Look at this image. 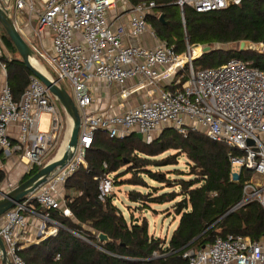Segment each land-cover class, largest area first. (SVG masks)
<instances>
[{"label":"built area","instance_id":"obj_1","mask_svg":"<svg viewBox=\"0 0 264 264\" xmlns=\"http://www.w3.org/2000/svg\"><path fill=\"white\" fill-rule=\"evenodd\" d=\"M177 4L182 11L191 6L205 13L226 8L229 0H177ZM0 6L22 35L19 15L26 14L31 26L32 17H39L38 28H33L38 37L42 38L45 30L52 32L53 51L48 62L58 76L50 74L51 78L59 86L62 80L69 82L81 118L74 156L0 220V236L11 264H26L18 253L31 244L25 213L43 220L39 231L44 239L56 235L62 227L48 212L60 211L73 218L65 200V183L80 167L88 168L86 152L98 131L118 139L141 133L145 141L167 127L184 136L190 130L202 131L211 140L241 152L231 156L234 180H239L242 168L264 180V70L239 58L220 66L195 69L194 62L204 55V48L213 45H191L187 41L179 53L165 42L152 48L126 44L125 39L140 38L150 31L147 16L156 6L154 1L134 6L128 23H120L116 29L109 23L115 0H0ZM152 34L155 36L154 31ZM260 46L264 51V44ZM1 54L0 47V57ZM0 66L5 68L1 61ZM184 71H188V78L182 82ZM94 80L121 86L119 98L101 113L92 109ZM132 80H137V84L126 86ZM139 91H144L148 99L126 108V101ZM58 103L34 74L20 101L14 100L7 82L0 89V152L7 157L18 155L29 168H42L55 159L50 154L65 134ZM44 113L49 115L47 131L41 130ZM103 165L107 170L108 164ZM95 179L99 183L98 198L106 202L113 195L115 179L107 171ZM15 187L9 184L7 192ZM243 191V199L231 211L253 199L264 209V182L257 183L251 177ZM34 203L43 212L37 211ZM183 257L189 264H264V237L252 241L243 235L220 236L209 245L186 250Z\"/></svg>","mask_w":264,"mask_h":264},{"label":"trees","instance_id":"obj_2","mask_svg":"<svg viewBox=\"0 0 264 264\" xmlns=\"http://www.w3.org/2000/svg\"><path fill=\"white\" fill-rule=\"evenodd\" d=\"M133 1L138 4L155 2L154 13L148 15L147 20L157 37L174 46L177 52L183 51L187 41L191 45H214L194 62V66L216 67L239 58L264 70V52L239 51V44L244 40L264 44V0H240L238 3L229 0L226 8L205 13L197 12L191 6H185L182 11L177 0ZM161 15L164 22L160 20ZM0 29L5 46L18 54L1 24ZM227 45L230 46L225 49ZM0 61L5 65L13 98L20 101L33 72L20 55L10 58L2 52ZM185 80L186 76L182 82ZM170 149L188 158V172L176 169L175 174L180 178L175 181L167 178L166 173L147 169L177 165L175 156L166 160L156 158ZM240 154L225 143L211 140L202 131L190 130L184 136L167 127L150 143L140 140L136 133L118 139L98 131L86 152L88 168L80 167L65 183V200L73 218L60 211L48 212L52 220L62 225L57 234L32 243L18 253L26 264H189L183 257L186 250L209 245L220 236L243 235L258 241L264 237L262 204L253 199L231 211L243 199L245 182L253 176V172L242 168L239 180L233 179L235 168L231 156ZM104 163L108 164L107 170ZM126 166V174L132 173L133 178L124 183L148 190L145 193L128 192L129 200L139 202L140 208L172 202L179 195L183 196L173 205L180 221L168 242L149 234L146 217L141 221L128 220L113 202V195L106 202L99 200V183L95 178L107 171L117 173L114 179H122L126 174L121 169ZM40 168L36 165L29 168L20 183ZM141 174L148 175L157 184L173 189L179 187L181 191L159 194L157 187L143 180ZM3 180L4 175L0 174V182ZM34 206L43 212L38 204L34 203ZM100 233L108 235L111 241L100 242Z\"/></svg>","mask_w":264,"mask_h":264},{"label":"rangeland","instance_id":"obj_3","mask_svg":"<svg viewBox=\"0 0 264 264\" xmlns=\"http://www.w3.org/2000/svg\"><path fill=\"white\" fill-rule=\"evenodd\" d=\"M37 3V6H39V3ZM158 15V12H156ZM19 18H25L26 21H28L29 19V15H19ZM33 19V23L35 27L39 26V17L37 15H34L32 17ZM149 22V21H148ZM26 26V25H25ZM2 35H3V31L0 29V47H1V52H3L4 54H6L8 57H12L13 55L19 56V54L13 53L10 50H8L7 46H5L3 40H2ZM44 36V35H43ZM44 38V37H43ZM42 38V40H38L37 37L35 39H27L25 38V40L30 44V46L33 48L34 53H35V58L36 60L41 63L45 69L48 71L49 75L52 74L54 76H58L57 73L51 69L50 65H49V56L51 55V52L49 51L48 47L46 46V44L44 43V39ZM186 46V45H185ZM230 45L225 46V49L229 48ZM219 47V46H218ZM217 47V48H218ZM214 48V45H213ZM262 50V48H261ZM203 67L200 65H195V69L199 70L202 69ZM205 68V67H204ZM184 75H186V77L188 78V71H184ZM62 86L71 94V96H74V93L72 91L71 86L69 85V82L66 80H62L61 82ZM60 110L61 115L64 117V136L61 138L60 142L57 145V149L55 148L51 154L50 157L52 156V158L56 157L64 140L67 137V133H68V129H69V123L70 120H72V118L66 113L65 115H63V110L60 106V104H57ZM48 122H49V115L47 113L42 114L41 117V130L43 131H47L48 130ZM160 135V133L155 134V136H153V138L151 140H148L147 142L150 143L152 141H154L156 138H158ZM261 139L264 141V137L261 136ZM150 141V142H149ZM176 150L170 149L164 153H162L161 155L157 156L156 158L159 160H166V158H170L172 156H175V158L177 159V165H169V166H165V167H161V168H155V167H150L147 169H150L152 172H161V173H166V177L170 178L171 180H178L180 177L177 176L175 174V170L176 169H180V170H184L186 172H188L189 167H188V158L186 157L185 154H180ZM16 155V154H15ZM1 156L3 157L1 159ZM0 156V174L4 175V182L2 184V188H4L7 191L8 188V184H9V165L11 164V157H7L4 154H2ZM19 159V161L21 162L20 158L18 155H16ZM15 158V157H14ZM32 166L35 165H30V168ZM38 168V166H37ZM128 170V167H123L121 169V171H123V174H126ZM115 175H117V173H113L112 177H115ZM252 178L255 182L257 183H263L264 180L259 178L258 176H256L254 173H252ZM142 178H144L143 180H145L148 184H150L151 186H156L158 193L162 192V191H177L180 192L181 189L179 187H175L173 188H167L166 185L164 184H157L155 181H153L151 178L148 177V175L146 174H141ZM125 178L128 179H132L133 175L132 173H128L126 175H124V177H122V179H115L117 180L114 184V191H113V202L115 203V205L120 208V210L122 211V213L124 214V216L130 220L131 218L135 219L136 221H141L143 218H147L149 221V234L151 236H154L155 238H161L163 240H165L166 242H168L172 236V233L174 232V230L177 228L178 224H179V220H180V216L177 215L173 209L171 208V206L173 207V205L182 200L183 196L179 195L174 201L172 202H165L162 204L159 203H153L150 206L151 207H147V208H140L141 205L139 202H132L129 200V194L128 192L130 190H137L140 192H148L147 189H145L144 187H141L139 185H131L129 183H124L125 182ZM185 178H189V176H185ZM135 179V178H134ZM1 183V182H0ZM154 192V190L152 191ZM2 196L0 195V198ZM2 218V217H1ZM0 218V220H1Z\"/></svg>","mask_w":264,"mask_h":264},{"label":"water","instance_id":"obj_4","mask_svg":"<svg viewBox=\"0 0 264 264\" xmlns=\"http://www.w3.org/2000/svg\"><path fill=\"white\" fill-rule=\"evenodd\" d=\"M160 20L164 22V16H160ZM0 24L5 30L6 34L12 40L16 47L18 54L20 55L24 64L29 68L34 75H36L51 91V93L57 98L59 104L64 108L66 113L72 118L73 128L71 131L70 139L66 151L61 158H55L47 163L44 167L40 168L34 175L22 182L9 192L0 190V218L4 216L8 211L13 209L18 203H20L26 196L33 193L38 187L45 183L48 177L55 172L58 168L64 167L67 162L74 156V150L78 146L79 130H80V113L78 107L71 96V94L63 87L59 86L56 81L46 76L42 72L36 70L32 64V60L35 59V53L30 44L25 40L23 35L16 27L13 19L7 12L0 6ZM132 47H140L138 37L129 38ZM212 50L211 46H206L204 52ZM240 52H264L261 50V46L250 41H241L239 44ZM140 140H143V135L137 133ZM100 242L108 243L111 239L108 235L100 233L98 235ZM0 250L2 251V264H11L8 257L5 243L0 236Z\"/></svg>","mask_w":264,"mask_h":264},{"label":"crops","instance_id":"obj_5","mask_svg":"<svg viewBox=\"0 0 264 264\" xmlns=\"http://www.w3.org/2000/svg\"><path fill=\"white\" fill-rule=\"evenodd\" d=\"M149 1H143L141 3H148ZM138 5L137 2H134L133 0H129L127 2H123L121 0H115V7L112 8L109 12V23L112 25L113 29H116V27L120 23H128L131 17V10L134 6ZM154 9V8H153ZM153 9L148 13V15H151L153 12ZM119 17V18H118ZM20 28L23 32V37L30 40L35 39L37 37L38 40L44 39V43L48 47L49 51L52 53L53 51V36L52 32L49 30L44 31V36L42 38L38 37L34 32L33 28L37 29L38 27L34 26V23H32V26L26 21L25 18H22L20 20ZM26 25V26H25ZM150 31H147L144 35H142L139 38V43L141 46L152 48L155 47L158 43L163 42L161 41L156 33L155 36H153L152 32L154 31L153 27L149 23ZM155 32V31H154ZM26 39V40H27ZM29 42V41H28ZM126 44H130V40L125 39ZM11 58V57H10ZM51 76V75H50ZM8 82V74L5 68H2L0 66V89ZM137 80L129 81L126 86H133L137 84ZM121 91V86H119L116 83H108L106 81L102 80H94L92 83V95H93V104L92 109L96 113H101L105 111L112 103H114L115 100L119 98V93ZM148 99V96L145 94L144 91H139L135 94H133L127 101H126V108L129 107H135L140 105L142 102L146 101ZM63 115L65 113L63 112ZM13 132H17V128L14 126L12 127ZM3 153L0 152V156ZM11 157V164L9 165V184H13L14 186H18L21 184V180L23 176L28 172L29 166L25 165L24 163L20 162L18 157L14 154ZM15 157V158H14ZM3 157L1 156V159ZM128 180V178H125ZM4 181V180H3ZM4 182L1 181L0 183V190L7 192L4 188H2V184ZM8 184V186H9ZM8 190V188H7ZM169 192V191H162L161 193ZM64 193L66 195V188L64 187ZM159 192V194H161ZM35 207V206H34ZM151 207V206H150ZM171 208L174 211V208L171 206ZM175 212V211H174ZM26 220L29 223L28 231H27V237L29 238L31 244L32 243H38L42 240H44L43 235H40V227L43 224V220L39 218L37 215H33L31 213H25ZM180 221V220H179ZM51 225V226H50ZM48 227L51 228L52 224H48ZM0 264H2V258H0Z\"/></svg>","mask_w":264,"mask_h":264},{"label":"bare ground","instance_id":"obj_6","mask_svg":"<svg viewBox=\"0 0 264 264\" xmlns=\"http://www.w3.org/2000/svg\"><path fill=\"white\" fill-rule=\"evenodd\" d=\"M32 64L34 66V68L40 72H42L43 74H45L46 76L50 77L51 76L49 75L48 71L45 69V67L39 63L37 60L33 59L32 60ZM72 128H73V121L70 120V123H69V129H68V133H67V137L66 139L64 140L56 158H61L64 154V152L66 151L67 149V146H68V142H69V139H70V135H71V131H72Z\"/></svg>","mask_w":264,"mask_h":264}]
</instances>
